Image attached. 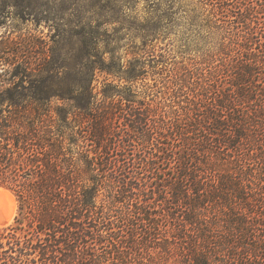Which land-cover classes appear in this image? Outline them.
Listing matches in <instances>:
<instances>
[{"label":"trees","instance_id":"trees-1","mask_svg":"<svg viewBox=\"0 0 264 264\" xmlns=\"http://www.w3.org/2000/svg\"><path fill=\"white\" fill-rule=\"evenodd\" d=\"M68 1L19 0L50 28L39 57L0 40L20 116L0 135L19 204L0 264H264V0L206 18L203 0H91L67 29ZM178 19L215 49L158 48Z\"/></svg>","mask_w":264,"mask_h":264},{"label":"rangeland","instance_id":"rangeland-1","mask_svg":"<svg viewBox=\"0 0 264 264\" xmlns=\"http://www.w3.org/2000/svg\"><path fill=\"white\" fill-rule=\"evenodd\" d=\"M56 1L59 3L61 0ZM72 1L76 2V4L73 5L72 2L68 1V5L71 9L62 12L63 19L61 24L65 25L66 21L75 19V16L79 13L85 15L87 22L92 20L95 21L96 16L87 12L91 0ZM218 1L219 0H203V3L200 2L201 4H198V6L193 5L190 1H188V4H190L189 8H195L196 6L197 8L200 7V9H202L205 13L203 17L206 18L212 11H215L216 7L218 6ZM18 2L19 0H0V40H12L16 43H22L25 46L22 49V52L27 53L33 58L39 57L43 51L41 40L49 39V36L51 35L50 28L45 22H41L40 24L34 19L28 18L27 16L21 14V8L19 7ZM179 15L180 14H178V16ZM221 15L222 14L219 16ZM210 18L212 17L210 16ZM222 18L228 19L230 17L223 15ZM95 24V22L92 23V25ZM238 24L241 25L242 22L236 23V25ZM187 26L188 25L185 24L183 19H178L177 23L172 26L171 31L167 34L165 33L161 35L159 39L154 41V43L158 48L165 47L166 49H170L172 53L170 56H172V59H183L186 62L191 61L190 59L195 56L206 54L209 49L211 51L215 49L217 37H215L213 33L208 34L207 30H210V28L206 27L201 32L202 34L200 36L196 34L198 32L195 30V28L190 29V27ZM61 27L63 28L62 25ZM242 27L244 26L241 25V28ZM64 28L68 29L67 26ZM66 37L69 38V34L66 35ZM142 40L143 39L141 36H136L134 38L138 48L139 46L143 45ZM72 41H76V39L72 38ZM127 41L128 38H125L120 43V56H123L126 52L127 46L125 43H127ZM184 49H187V51H183ZM128 57H131V54H128ZM8 61H11V57L9 55H3V57L0 58V91H4L2 92L3 99L0 98V135H13L14 127H16V125L19 123L18 119L20 118L19 115L16 116L14 114L13 106L10 105V99L7 93V89L13 85L14 80L12 75L13 66L10 64L11 62ZM2 187L9 190L13 194L16 201V212L12 221L9 223L12 224L18 215V200L11 189L5 186Z\"/></svg>","mask_w":264,"mask_h":264},{"label":"bare ground","instance_id":"bare-ground-1","mask_svg":"<svg viewBox=\"0 0 264 264\" xmlns=\"http://www.w3.org/2000/svg\"><path fill=\"white\" fill-rule=\"evenodd\" d=\"M16 212V201L13 194L0 186V226L8 225Z\"/></svg>","mask_w":264,"mask_h":264}]
</instances>
